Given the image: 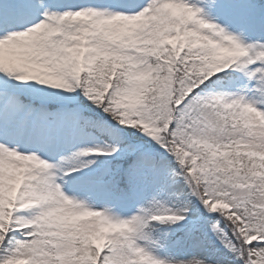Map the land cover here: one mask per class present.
I'll return each mask as SVG.
<instances>
[{
	"label": "snow or ice",
	"instance_id": "6c2138e0",
	"mask_svg": "<svg viewBox=\"0 0 264 264\" xmlns=\"http://www.w3.org/2000/svg\"><path fill=\"white\" fill-rule=\"evenodd\" d=\"M0 264H264V0H0Z\"/></svg>",
	"mask_w": 264,
	"mask_h": 264
}]
</instances>
